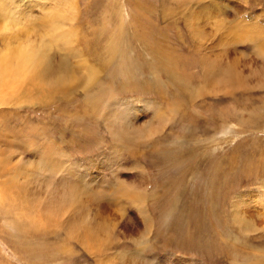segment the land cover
Masks as SVG:
<instances>
[{
  "label": "rangeland",
  "instance_id": "374dc122",
  "mask_svg": "<svg viewBox=\"0 0 264 264\" xmlns=\"http://www.w3.org/2000/svg\"><path fill=\"white\" fill-rule=\"evenodd\" d=\"M3 2L79 80L0 88V264H264V0Z\"/></svg>",
  "mask_w": 264,
  "mask_h": 264
},
{
  "label": "bare ground",
  "instance_id": "6f19581e",
  "mask_svg": "<svg viewBox=\"0 0 264 264\" xmlns=\"http://www.w3.org/2000/svg\"><path fill=\"white\" fill-rule=\"evenodd\" d=\"M11 6L15 7L16 5H11ZM66 21H67V17L65 15H62V13L57 14V15H51L50 14L49 18L47 19V26H48L47 39L48 40L46 38H43L41 43L37 46L32 44V43H26L25 44V43L21 42L19 44H15V42H14V44H12V43L7 42L4 51L0 52V88L1 87H10V86H13L15 83L16 84L23 83V81H25V80H29L30 84L37 82V85L39 87L38 89H41L42 87H50V86L58 85L61 87V89L64 90L66 88L67 89L72 88V86L75 85V83L79 80L77 75H76L77 69H76V71H75L76 73H75L74 69L70 65L68 59L65 58L67 55L65 57H61V59H60L61 62H60L59 67L56 68L55 65H53V63L55 61L52 63V61H51L52 58H51V60H50L51 65H50V61L47 65L48 69L44 68V71H42V69H40V67L42 65L47 64L48 59L46 57H47L48 51L55 48L56 42H58L60 39H62L63 37H67V34L70 35V33L67 32V34H66V32L64 31V26H65ZM0 22H2L4 24V25H2V28H1L3 30V32L17 27L19 22H21L19 17H18V11L15 9L13 11L11 8L8 7V5L6 3L3 2V0H0ZM242 34H245V33H242ZM0 36H2V35H0ZM245 36L247 37L246 34H245ZM114 60L116 61V59H114ZM115 63H114V66H115ZM86 70L88 72V76H87L88 87L93 88V86H96V84L98 82L97 72L91 66H86ZM172 75H175V74H172ZM95 89H93L92 91L90 90V92L87 91L88 93L86 95V100L90 103H94V101H97L100 97H102L100 89H98V90L96 89V91H95ZM64 91H62V92H64ZM65 92H67V91H65ZM47 96H49V95H47ZM115 107H114V104L109 106L108 115L106 114L108 116L107 120H106V122H107L106 125H108L107 129L111 131L110 133H112V135H114V137L116 138V137H119L121 135V130L119 131L118 128H124L123 127L124 124L127 123V121L131 118L132 115H131L130 111H128L127 109L121 108L122 110H120V109H118V107H116V108ZM103 120H104V118H103ZM115 124L120 125V127L117 126V129H116ZM124 132H125V135H123V134L121 135L122 138H124V142L128 141L131 144H133V142L131 141V139H133V134L130 133L131 128L127 127L126 129H124ZM141 134H143V133L141 132ZM71 232H72V230H71ZM76 232H77V230H76Z\"/></svg>",
  "mask_w": 264,
  "mask_h": 264
}]
</instances>
